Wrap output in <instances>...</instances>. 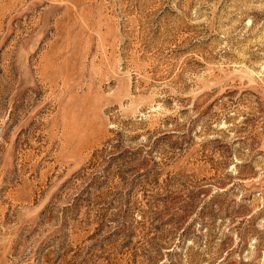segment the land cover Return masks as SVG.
<instances>
[{
  "label": "rangeland",
  "instance_id": "1",
  "mask_svg": "<svg viewBox=\"0 0 264 264\" xmlns=\"http://www.w3.org/2000/svg\"><path fill=\"white\" fill-rule=\"evenodd\" d=\"M0 264H264V0H0Z\"/></svg>",
  "mask_w": 264,
  "mask_h": 264
}]
</instances>
